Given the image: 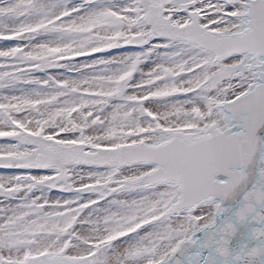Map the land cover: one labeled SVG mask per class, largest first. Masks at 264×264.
I'll return each mask as SVG.
<instances>
[{"label":"snow or ice","instance_id":"6c2138e0","mask_svg":"<svg viewBox=\"0 0 264 264\" xmlns=\"http://www.w3.org/2000/svg\"><path fill=\"white\" fill-rule=\"evenodd\" d=\"M0 264H264V0H0Z\"/></svg>","mask_w":264,"mask_h":264}]
</instances>
